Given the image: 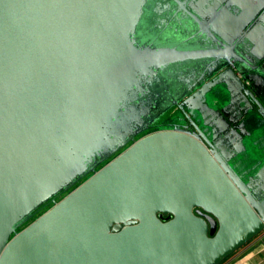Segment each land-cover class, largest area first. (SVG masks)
<instances>
[{"label": "water", "instance_id": "1", "mask_svg": "<svg viewBox=\"0 0 264 264\" xmlns=\"http://www.w3.org/2000/svg\"><path fill=\"white\" fill-rule=\"evenodd\" d=\"M195 1L194 47H156L159 0H0V264H222L264 231V133L229 163L264 128V0Z\"/></svg>", "mask_w": 264, "mask_h": 264}, {"label": "flooded vegetation", "instance_id": "2", "mask_svg": "<svg viewBox=\"0 0 264 264\" xmlns=\"http://www.w3.org/2000/svg\"><path fill=\"white\" fill-rule=\"evenodd\" d=\"M186 1L187 0H181V2H182L181 5L176 4L172 0H159V2L156 3L154 9L157 8V11L163 13V15H161L162 19L160 20V23H158L157 25L154 26V29L156 31H153V32H151V29H150V27H151L150 23H151L152 19L144 20L143 30L141 32V35L153 36V38L150 41L146 42V45L159 47V46H162L164 42L176 41L178 43L183 44L186 41V43H190V46L194 47V44L196 42H195V40H193L192 38H189V37L191 36V34L196 32V30H197L196 28L197 27L190 19L182 16L181 9L183 7L188 9L189 5H192L193 7H195L194 5L198 1H195V0H188V2H186ZM212 3H213L212 1H209L207 3V6H205V7L203 6L204 9L205 10L209 9L210 5ZM201 11H203V10L201 9ZM156 13L157 12L155 10V13L150 12V13H148V16L150 14L156 15ZM149 17H151V16H149ZM203 17H204V22H207L208 21V17H205V16H203ZM151 18H153V16ZM176 19H178L180 21L175 22ZM202 33H204V32H202ZM162 37H165V41L164 42H161V38ZM187 38H189V39H187ZM186 45H189V44H186ZM182 69L184 70V68H180V69L177 68L176 69L177 71H175V72L172 71V73H173L172 75H169V73H167L166 76L169 75L168 77L171 76L170 78L177 79L180 82H185V83L193 82L194 78H190L184 72L181 73L180 70H182ZM165 79H167V77H165ZM218 86H220V85H218ZM221 101L224 103L225 102L224 98L221 99ZM151 102L152 101H150V104H151ZM162 105L163 104H161V106ZM208 107L211 108L210 106H208ZM215 107H216V109H220L221 108V106L218 103H216V102H215L214 105H212V108H215ZM238 109L239 108L236 109V105L232 106V109H231L232 116H225V118H227V120L231 121V122L235 121V119H238L240 117L239 116L240 114L237 113ZM187 116L188 115H186V119H187L186 124L181 125L180 123H175V124H172V125L173 126L174 125H177V126L189 125L190 124V119H189V116H188V118H187ZM230 117H231V119H230ZM193 121H195V120H193ZM152 126H150V127H152ZM230 126L231 127H235L236 125L231 123ZM190 130H192V128H190ZM149 131H151V130H149ZM139 137H137V138H139Z\"/></svg>", "mask_w": 264, "mask_h": 264}, {"label": "rangeland", "instance_id": "3", "mask_svg": "<svg viewBox=\"0 0 264 264\" xmlns=\"http://www.w3.org/2000/svg\"><path fill=\"white\" fill-rule=\"evenodd\" d=\"M254 95L260 100L261 98L264 100V93L262 89L260 90H252ZM225 99L224 104H228L230 101L229 93L223 86H214L212 89L208 90L207 93H205L202 97H200L197 101L194 102V106H185L183 111L179 110L178 107L173 106L170 108L167 112L163 113L157 120H155L152 123V127H150V130H158V129H163V128H170L172 124L175 123H180L186 124L187 119H186V114L190 116L193 120H197L196 117V107L195 105L199 104L198 101H201L203 104H207L208 106L212 107V105L215 104L217 100ZM217 99V100H215ZM248 117L246 119V123H250V126L254 132L253 134L259 138L260 141L257 143L260 144L258 146V149H249V142L247 141L250 137H252V132H250V137L246 138L243 140V146L245 150L241 153H239L235 158H232L229 163L234 169V171L242 174L243 168L245 167L247 170H250L253 166V163H251V160H248V158H251L252 160L255 159L256 155H259V149L261 147V139H262V134L264 133V128L262 127V123L258 121L255 117L257 114V109L256 107H253L252 110H249ZM129 145V143H128ZM238 148V147H237ZM239 151V148L238 150ZM25 227V226H24Z\"/></svg>", "mask_w": 264, "mask_h": 264}, {"label": "crops", "instance_id": "4", "mask_svg": "<svg viewBox=\"0 0 264 264\" xmlns=\"http://www.w3.org/2000/svg\"><path fill=\"white\" fill-rule=\"evenodd\" d=\"M222 264H264V231Z\"/></svg>", "mask_w": 264, "mask_h": 264}]
</instances>
